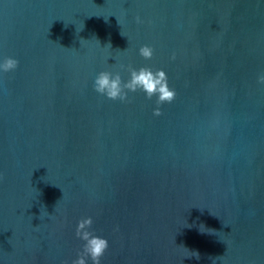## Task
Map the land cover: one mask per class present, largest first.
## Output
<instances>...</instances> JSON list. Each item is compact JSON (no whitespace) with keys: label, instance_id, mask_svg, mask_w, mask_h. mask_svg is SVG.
<instances>
[{"label":"water","instance_id":"obj_1","mask_svg":"<svg viewBox=\"0 0 264 264\" xmlns=\"http://www.w3.org/2000/svg\"><path fill=\"white\" fill-rule=\"evenodd\" d=\"M4 57L0 264H71L87 216L100 264H264V0H0ZM141 67L171 102L93 87Z\"/></svg>","mask_w":264,"mask_h":264},{"label":"clouds","instance_id":"obj_2","mask_svg":"<svg viewBox=\"0 0 264 264\" xmlns=\"http://www.w3.org/2000/svg\"><path fill=\"white\" fill-rule=\"evenodd\" d=\"M138 51L139 55L146 59L153 55V48L147 44L140 46ZM18 65L17 59L4 57L0 60V72L13 71ZM258 81L264 83V73L258 76ZM93 87L100 95L121 102L126 101L128 91H136L137 89L144 91L149 98L156 95L157 103L171 102L176 95L175 89H171L168 85L166 73L162 69L154 72L148 67L131 69L130 78L127 81H122L119 73L101 71L95 76ZM154 111L155 114H159L158 109ZM92 224L93 218L91 216L82 217L77 221L75 235L84 243L82 251L77 253L71 264H88L89 258L92 264H100L101 257L107 250L109 242L106 238L94 234L91 230Z\"/></svg>","mask_w":264,"mask_h":264}]
</instances>
